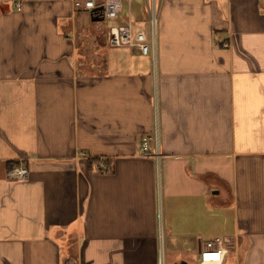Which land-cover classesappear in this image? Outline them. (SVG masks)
I'll use <instances>...</instances> for the list:
<instances>
[{"label":"crops","instance_id":"0c3cea01","mask_svg":"<svg viewBox=\"0 0 264 264\" xmlns=\"http://www.w3.org/2000/svg\"><path fill=\"white\" fill-rule=\"evenodd\" d=\"M16 1L0 0V264H157L154 94L168 221L195 225L162 234L170 262L218 235L264 264V0H161L155 63L108 29L81 54L76 17L104 26L70 0Z\"/></svg>","mask_w":264,"mask_h":264},{"label":"built area","instance_id":"2783aa9c","mask_svg":"<svg viewBox=\"0 0 264 264\" xmlns=\"http://www.w3.org/2000/svg\"><path fill=\"white\" fill-rule=\"evenodd\" d=\"M73 7L82 8L91 15H101L104 18L117 19L122 13V0H70ZM161 0H145L144 9L147 15L145 26L140 24L131 13L128 12L125 20L118 25L108 28L107 40L110 46L136 48L141 55H148L153 63L157 57L158 19ZM22 1L17 0L15 6L21 8ZM155 95V94H154ZM155 121L151 133L142 141V152L149 153L155 160L157 178L159 175V161L161 150L159 146V128L156 116L157 98L154 96ZM8 175L14 178H25L28 169L24 165H14L8 171ZM228 252L227 239L222 236H214L207 239L200 247L199 261L197 264H224ZM157 264H166L164 260V248L162 232L158 231V258Z\"/></svg>","mask_w":264,"mask_h":264},{"label":"rangeland","instance_id":"374dc122","mask_svg":"<svg viewBox=\"0 0 264 264\" xmlns=\"http://www.w3.org/2000/svg\"><path fill=\"white\" fill-rule=\"evenodd\" d=\"M144 2L145 0H122V13L128 14V12H131V14L137 19V21L142 24L143 26L147 23V15L144 9ZM123 20L121 21V17L118 19H109L104 18L102 20H98L97 23H101L104 26V30L102 33H97L94 31L93 24L91 21L87 20L86 16L82 18H79V16L75 19L76 24V45L78 50L81 52V54H85L87 50L92 48L94 45L93 40H100L104 36L105 29H108L111 25H118L121 24ZM156 95H153V98ZM163 155H160V161H159V170L161 169L162 165V158ZM222 170L226 172V167L221 166ZM159 177L157 178V193H158V228L162 232V234L167 235L168 231L175 232L177 230L178 233L190 231L191 228H194L195 225H193V218L187 220L185 216L187 215L188 210H185L182 214V210H175L172 212V220L168 221V215L171 213L170 206L167 204V202H176L177 198H171V197H163L162 191L160 189V181ZM163 206V207H162ZM228 206H223L216 203V231H217V225L220 226L222 223L225 225L232 224V214L230 211L227 210ZM170 210V212H169ZM210 216L205 215V222L207 223ZM167 219V220H166ZM225 220V222H224ZM200 225V220H199ZM205 226H207L205 224ZM185 233H183L184 235ZM168 240V237H167ZM166 241V236H165ZM231 248L228 246V252L225 257L224 264H236L233 256L234 248H232V245H230ZM165 251H164V260L166 263H169L172 259L175 258V255L177 252L171 251L169 245L165 243ZM184 255V254H183ZM186 256V255H184ZM189 259L197 262L199 261V253H190Z\"/></svg>","mask_w":264,"mask_h":264},{"label":"trees","instance_id":"16d2710c","mask_svg":"<svg viewBox=\"0 0 264 264\" xmlns=\"http://www.w3.org/2000/svg\"><path fill=\"white\" fill-rule=\"evenodd\" d=\"M95 160L94 158H88V166L91 165L92 161ZM16 161H13L11 163H9V168L10 169L12 166L16 165ZM103 164H104V167H100L98 169V171H108L111 169V161L108 159V158H105L103 159Z\"/></svg>","mask_w":264,"mask_h":264},{"label":"water","instance_id":"95a60500","mask_svg":"<svg viewBox=\"0 0 264 264\" xmlns=\"http://www.w3.org/2000/svg\"><path fill=\"white\" fill-rule=\"evenodd\" d=\"M91 19L92 20H102L103 19V16H99V15H91ZM167 264H196L195 262H191V261H187V260H184V259H179V260H175V261H172V262H169Z\"/></svg>","mask_w":264,"mask_h":264}]
</instances>
